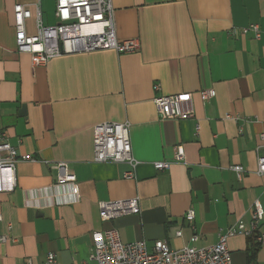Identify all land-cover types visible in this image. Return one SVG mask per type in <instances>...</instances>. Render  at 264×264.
<instances>
[{"label":"crops","instance_id":"1","mask_svg":"<svg viewBox=\"0 0 264 264\" xmlns=\"http://www.w3.org/2000/svg\"><path fill=\"white\" fill-rule=\"evenodd\" d=\"M119 40L113 49L54 57L34 64L15 43L14 7L31 13L25 32L56 24L55 0H0V128L19 154L12 190L0 191V264H91L92 232L118 230L121 241L148 248L212 245L253 204L264 210V0H111ZM258 24L260 37L242 29ZM214 90L203 99L202 90ZM189 92L194 117L161 120L153 99ZM129 122L133 176L122 162L94 160L93 126ZM196 126L199 127L196 131ZM182 161H176V146ZM169 161L157 170L154 162ZM65 162L79 199L54 187ZM244 172L236 176L233 165ZM138 198V212L102 218V204ZM194 210L192 225L184 215ZM181 236H176V231ZM264 231V215L260 224ZM231 264H264V244L228 239Z\"/></svg>","mask_w":264,"mask_h":264},{"label":"built area","instance_id":"2","mask_svg":"<svg viewBox=\"0 0 264 264\" xmlns=\"http://www.w3.org/2000/svg\"><path fill=\"white\" fill-rule=\"evenodd\" d=\"M31 13L21 4L14 7L15 43L20 52L31 54L34 64H44L54 57L82 52H92L113 49L118 52H133L138 50L136 39L119 40L115 33L113 6L111 0H55L56 24L42 26L38 22L35 35L25 32V20ZM251 30L256 38L260 37L258 24H251L242 29ZM203 99L214 95V90H202ZM159 119L187 120L194 117L192 94L181 92L178 94L159 95L153 99ZM199 127L196 126V131ZM94 160L98 162H122L130 167L124 176L131 178L137 160L132 154L130 141V123L101 122L93 126ZM184 151L182 146H176L175 160L182 161ZM30 155L19 154L9 141L5 131L0 128V191L12 190L14 186V170L19 161H34ZM169 161L154 162L157 170L166 169ZM256 172L264 174V146L263 152L258 154ZM58 176L54 187L67 186L74 196V202L79 199L76 176L71 173L65 162L55 165ZM232 170L240 178L244 169L240 165H233ZM138 212V198L108 201L102 204L100 214L109 220L119 216ZM264 210L258 200L253 204L251 218L248 225L238 221L219 234L218 240L212 245L195 246L198 235L190 237L192 244L181 248H171L166 239L153 242L148 248L143 240L123 242L118 230L108 228L103 231L92 232L93 248L90 255L91 264H231L228 239L242 234L253 239L256 244H264V231L260 230ZM194 210L189 209L184 217L194 230ZM181 236V231H176ZM4 241L5 237L0 236ZM56 262L53 253L47 254L44 264ZM23 264H32L27 259ZM90 264V263H89Z\"/></svg>","mask_w":264,"mask_h":264}]
</instances>
